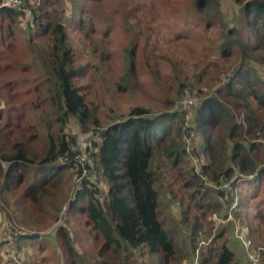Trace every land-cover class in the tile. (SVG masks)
Listing matches in <instances>:
<instances>
[{"label":"trees","instance_id":"1","mask_svg":"<svg viewBox=\"0 0 264 264\" xmlns=\"http://www.w3.org/2000/svg\"><path fill=\"white\" fill-rule=\"evenodd\" d=\"M222 1L195 0L191 11L207 31L219 28L222 61L240 53V63L232 77L193 111L191 126H185V113L153 115L138 106L126 119L102 127L83 92L85 67L76 64L64 22L66 0H41L18 8L0 0V54L10 40L2 24L9 26L28 14L32 46L29 61L18 63L21 72L12 64L3 68L0 61V117H6L5 122L0 119V199L7 208L15 205L8 209L6 226L17 220L45 230L58 222L67 199L63 173L70 169L80 180L68 204L67 223L74 236L68 225L59 226L55 234L64 264H90L77 246L97 243L101 246L95 264H128L136 254L139 264H187L200 243L211 238L202 248V264H252L235 236L236 224L216 225L211 215L227 219L235 201L233 188L219 187L236 186L240 175H253L241 184L248 193L241 189L233 214L240 231L253 242L257 264H264V244L256 246L253 227L264 208V78L256 65L264 66V0H233L239 8L232 26L224 19ZM8 72L17 74L18 81L9 79ZM36 79L42 95L33 104L20 95ZM125 87L122 82L117 89ZM71 118L85 133L99 130L89 178H82L83 170L74 162L77 141L66 131ZM95 175L108 185L104 199ZM167 175L175 182L168 184V193L165 183L159 184ZM174 186H179L180 195ZM22 187L21 196L8 201ZM259 196L262 199L252 206L251 200ZM34 227L31 232L37 230ZM233 239L242 245L244 259L230 248ZM5 257L7 253L0 252V264H12L9 258L3 262Z\"/></svg>","mask_w":264,"mask_h":264},{"label":"rangeland","instance_id":"2","mask_svg":"<svg viewBox=\"0 0 264 264\" xmlns=\"http://www.w3.org/2000/svg\"><path fill=\"white\" fill-rule=\"evenodd\" d=\"M66 3L67 18L64 22L76 51V64L85 67L84 79L81 81L83 92L87 93L86 99L92 101L94 106L90 104L91 107L97 110L102 127L126 119L131 110L138 106L149 109L153 115L165 112L185 113V126L190 127L193 111L207 95L232 77L233 70L240 63V53H233L225 63L222 61L218 50L219 28L213 27L209 31L205 29L201 17L191 11L195 0H66ZM238 8L233 0L222 1L224 19L231 26ZM27 17L15 19L9 26L2 24L10 35V40H7V45L0 54L3 68L12 64L21 72L22 67L18 63H27L30 59L32 46L29 44L26 30L30 14ZM38 42L41 44V41ZM256 65L259 76L264 78V66ZM22 74L27 76L25 72ZM36 74L39 75V72ZM16 75L8 72V78L14 81H18ZM125 79L129 80V84H125ZM34 81L27 89L29 92L25 89L26 86H22L26 91L20 95L25 101L33 104L37 103L42 95L39 81ZM122 82L126 87L118 90L117 87ZM36 86L39 90H36ZM193 95L196 104L184 107L183 102ZM1 117L5 122L6 117ZM21 128L25 129L26 123H23ZM66 131L76 138L81 150L87 149L89 155L93 151V143L100 142L98 129L91 128L85 133L75 118L70 119ZM41 146L42 142L37 143L35 147L40 149ZM89 164L94 167L92 160ZM63 174V190L67 199L59 213V221L45 230L37 224L26 225L17 220L14 226H11L16 231L28 234L32 233L30 230H35L31 228L35 226V232L44 235L43 240H24L21 243V264H64L63 250L56 241L55 234L59 226L68 225L74 236L73 226L67 223L68 204L77 191L79 180L70 169ZM93 180L104 199L108 185L96 175ZM173 180L167 175L163 182L159 183H165L163 190L166 193L168 184L175 183ZM178 187H173L176 193ZM241 189L246 191L244 187H239V194ZM21 191L23 187L16 189L8 201L19 198ZM261 199L262 196L252 199L251 205L256 206L257 201ZM6 204L0 199V233L9 227L4 221L8 219V209L12 210L15 206L12 203L7 208ZM18 212L20 211L17 209L15 217H18ZM30 215L35 222L39 221L37 214ZM214 216L211 215V218ZM257 221L253 226L257 231L254 242L260 247L264 244V208ZM28 222H31L30 219ZM208 228L207 226L206 230ZM231 241L230 248L238 258L244 259L242 245L235 239ZM100 246L101 244L97 243L77 247L90 264H95L98 258L97 249ZM0 252L4 254L6 251L1 247ZM193 257L194 255L187 260V264H191ZM7 260L8 258L3 262ZM128 264H139V255L129 258Z\"/></svg>","mask_w":264,"mask_h":264},{"label":"built area","instance_id":"3","mask_svg":"<svg viewBox=\"0 0 264 264\" xmlns=\"http://www.w3.org/2000/svg\"><path fill=\"white\" fill-rule=\"evenodd\" d=\"M27 1H29L30 3H38L40 0H4V5L7 7L18 8V7L24 6L27 3ZM194 104H196L194 95L189 97L183 102L184 107H187V106L190 107ZM74 153H75V156H74L75 164L83 170L82 178L84 177L89 178L90 176L89 167H91L89 163L92 160L91 154L90 155L88 154L87 149L81 150V148L78 147V145L74 148ZM253 178H254L253 175L249 177L240 175V178L236 186H232V184H226L224 187H219V188H229V189L233 188L235 192V201L231 205V210L229 212L227 219L223 220V218H220L215 215L213 217V221L215 222L216 225H219V223L221 222L226 223L228 221H233L236 224L235 226L236 238L242 242L245 252L247 256L249 257V260L251 261V263L257 264L259 261V257H258L257 252L254 250L253 242L251 240H248L246 238V235L240 231V226L238 222L236 221L234 214H233V211L237 209L239 202H240V197H239V192H238V183L242 180H245V179L251 180ZM95 184L97 185V183ZM21 234H26V232H22L19 230L16 231L15 228H12L10 226L6 227L5 230L0 233V247L4 248L12 264H21L20 259H19L21 244L18 241V238ZM211 240H209L208 242L200 243L199 247L195 251L191 264H202L201 262L202 248L206 247L210 243Z\"/></svg>","mask_w":264,"mask_h":264},{"label":"water","instance_id":"4","mask_svg":"<svg viewBox=\"0 0 264 264\" xmlns=\"http://www.w3.org/2000/svg\"><path fill=\"white\" fill-rule=\"evenodd\" d=\"M41 238H42L41 233L21 234L18 238V241L22 243L24 240H37Z\"/></svg>","mask_w":264,"mask_h":264},{"label":"clouds","instance_id":"5","mask_svg":"<svg viewBox=\"0 0 264 264\" xmlns=\"http://www.w3.org/2000/svg\"><path fill=\"white\" fill-rule=\"evenodd\" d=\"M40 3V1L38 2V3H30L29 1H27V3L25 4V6H27V5H33V4H39ZM3 5H4V3H3ZM28 7V6H27ZM29 13H30V11H29ZM252 180V179H251ZM243 181L244 180H242V181H240L239 183H238V192H239V187L241 186V184L243 183ZM237 182H238V180L236 181V183L235 184H237ZM32 233H37V232H32ZM32 233H30V234H32ZM26 234H28V233H26ZM42 236H43V234H42ZM21 244V243H20Z\"/></svg>","mask_w":264,"mask_h":264},{"label":"crops","instance_id":"6","mask_svg":"<svg viewBox=\"0 0 264 264\" xmlns=\"http://www.w3.org/2000/svg\"><path fill=\"white\" fill-rule=\"evenodd\" d=\"M43 237H44V235L42 236V238H43ZM42 238H41V239H37V240H43Z\"/></svg>","mask_w":264,"mask_h":264}]
</instances>
